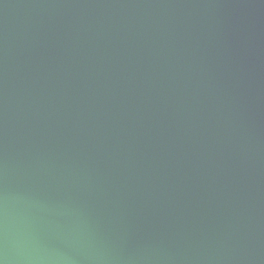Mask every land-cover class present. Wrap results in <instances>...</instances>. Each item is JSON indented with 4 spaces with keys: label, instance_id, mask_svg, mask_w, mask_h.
Instances as JSON below:
<instances>
[{
    "label": "water",
    "instance_id": "obj_1",
    "mask_svg": "<svg viewBox=\"0 0 264 264\" xmlns=\"http://www.w3.org/2000/svg\"><path fill=\"white\" fill-rule=\"evenodd\" d=\"M0 264H264V0H0Z\"/></svg>",
    "mask_w": 264,
    "mask_h": 264
}]
</instances>
